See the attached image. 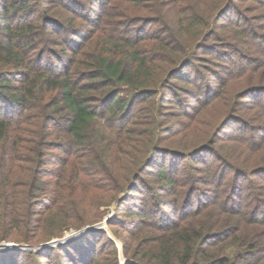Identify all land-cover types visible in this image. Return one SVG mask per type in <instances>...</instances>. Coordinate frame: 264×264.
Wrapping results in <instances>:
<instances>
[{"label":"trees","instance_id":"obj_1","mask_svg":"<svg viewBox=\"0 0 264 264\" xmlns=\"http://www.w3.org/2000/svg\"><path fill=\"white\" fill-rule=\"evenodd\" d=\"M112 204L121 249L33 250ZM3 243L32 249L0 264H264V0H0Z\"/></svg>","mask_w":264,"mask_h":264},{"label":"water","instance_id":"obj_2","mask_svg":"<svg viewBox=\"0 0 264 264\" xmlns=\"http://www.w3.org/2000/svg\"><path fill=\"white\" fill-rule=\"evenodd\" d=\"M106 225H107V220H106V222L104 224L96 225V226H92V227H87L86 229L77 232V234L68 236V237H66V238H64L62 240L54 241L53 243L42 245V246H40L38 248H34L33 250L36 251V250H40V249H43V248H46V247H53V246H56V245L67 244L69 242H72V241L76 240L77 237L82 236L84 233H87L89 231L96 230V229H104V228H106ZM108 235H109L110 239L112 241L116 242V244L118 245V242L115 240V238L112 236V234L108 233ZM118 247L120 249L122 248L121 245H118ZM9 249H32V248L31 247H27V246L21 247V246H18L16 244H13V243H3L2 245H0V252L5 251V250H9ZM126 263H131V262H127L124 259V257L121 255V264H126Z\"/></svg>","mask_w":264,"mask_h":264},{"label":"rangeland","instance_id":"obj_3","mask_svg":"<svg viewBox=\"0 0 264 264\" xmlns=\"http://www.w3.org/2000/svg\"><path fill=\"white\" fill-rule=\"evenodd\" d=\"M197 64H194L193 65V67L191 68V69H195V68H197L198 66H196ZM183 99H185L186 100V98L187 97H185V96H181ZM221 111V110H220ZM217 113V112H216ZM215 113V114H216ZM220 114V113H219ZM179 121H182L181 120V118L179 119ZM237 131V127L236 126H233L232 127V129L230 130V134H233V133H235ZM106 134H107V136L110 138V137H112V138H114L115 139V137H116V134L114 133V132H109L108 130H106ZM229 134V135H230ZM51 181H52V184H55V182H56V179H51ZM115 208H116V206L115 205H113L112 204V206H110V207H108L107 209H106V211H107V213L109 214L108 215V217L107 218H111L113 215V212L115 211ZM112 212V213H111ZM95 214V212H92V215H94ZM106 218V219H107ZM106 219H104V221L103 222H100V223H97V224H95L94 226H96V225H101V224H104L105 222H106ZM87 227H85V228H83V229H86ZM83 229H81L80 231H82ZM103 230H105L107 233H110L111 234V232H110V229L108 228V226L106 225V228H104ZM75 232H79V231H75V230H70L69 232H66L65 233V235H64V237L63 238H55V239H52V241L50 242V243H53L54 241H57V240H62V239H64V238H66V237H68V236H71L72 234H74ZM108 235V234H107ZM117 241V240H116ZM118 242V245H121V242L120 241H117ZM13 244H15V243H13ZM49 244V243H48ZM17 245V244H16ZM19 246V245H18ZM24 246H27V245H24ZM24 246H21V247H24ZM27 247H29V246H27ZM120 259H121V256H120ZM129 262H133L134 263V261H129Z\"/></svg>","mask_w":264,"mask_h":264},{"label":"built area","instance_id":"obj_4","mask_svg":"<svg viewBox=\"0 0 264 264\" xmlns=\"http://www.w3.org/2000/svg\"><path fill=\"white\" fill-rule=\"evenodd\" d=\"M108 219H109V218H107L106 220H108ZM74 234H77V232H75ZM74 234H72V235H74ZM80 237H81V236L77 237V239L80 238ZM64 245H65V244H64Z\"/></svg>","mask_w":264,"mask_h":264}]
</instances>
